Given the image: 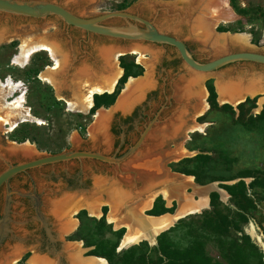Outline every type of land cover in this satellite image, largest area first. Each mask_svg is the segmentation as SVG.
<instances>
[{
  "label": "rangeland",
  "instance_id": "1",
  "mask_svg": "<svg viewBox=\"0 0 264 264\" xmlns=\"http://www.w3.org/2000/svg\"><path fill=\"white\" fill-rule=\"evenodd\" d=\"M45 1L57 3L80 17H92L111 11H124L147 20L152 19L158 30L182 41L191 57L200 63L227 52L248 51L264 55V0H234L236 8L244 10L241 14H237L227 0V5L232 10L234 18L227 24L217 23L210 27L211 32L208 34L211 36L210 39L201 37L197 33L198 30L195 31L197 35L191 34L192 25L196 22L197 17L199 19L202 16L200 9L203 0ZM12 21L17 23L14 35L10 40L5 38L0 43V79L10 76L12 80L21 83L20 88L24 91V106L33 116L41 119L43 124L36 126L31 123H22L11 131L0 130V145L3 144V141L24 143L35 148L37 154H54L73 149L98 150L100 153L108 154L112 151L111 142L114 139L118 143L115 151L120 148L117 151L121 154L134 141L135 132L145 126L152 116L159 122L151 127L147 139L157 138L160 134L164 138L173 132L170 127L177 125L176 119L180 118V114L186 113L193 104L192 97L184 92L188 86L186 80H189L190 76L186 75V69L182 62L178 58L171 61L164 48L150 45L149 52L153 55L142 54L141 61L137 60V55L131 54H124L114 59V65L121 71L116 79L114 91L112 90L114 95H109L111 91L106 93L108 97L96 99L101 104L91 114L67 111L65 101L70 99L69 94L83 92L80 81L87 74L92 76L93 80L98 79L107 71L106 67H103L105 60H109L107 64L113 63L107 56H110L113 51L114 42L102 37L85 36L79 31L65 28L51 18L37 22L0 14V30L6 28V25L8 27ZM118 23V20L109 19L102 24L116 26ZM47 34H52V37H48L47 41L57 47L59 43L62 45L59 50L64 57V64L59 67L54 78L56 88L61 84V87L57 89L43 82L39 77L48 72L47 69L51 65V59L46 52L36 51L30 54L25 65L21 68L10 65V58L17 52L19 41L34 40ZM235 34H244L246 36L245 43H234L232 36ZM104 52H106V57L103 55ZM68 55H71L72 60L75 59L73 64L71 62L67 64ZM125 69L129 75L123 83H120L119 78ZM153 72L156 75L154 79H152ZM127 78L150 85L143 92L141 90L137 94V90H135L134 94L132 93V98L138 95L137 100H134L135 104L142 100L145 92L154 90L155 81L158 79L157 90L149 97L145 111L141 113V118L135 124L133 122L131 129H121L123 131H120L115 138H112L108 133L109 120L105 122L103 129L97 128L89 133L93 123L92 115L100 108L107 111L114 106ZM220 79L224 82L243 84L258 79L262 84L257 93L244 97L235 105L220 104L216 100L214 88V83ZM198 86L204 92L201 99L206 108L199 115L194 116L193 121L202 125V128L199 131L186 134L180 142L186 153L175 158L171 156L165 163V167L168 172L178 175L181 180L189 179V182L195 187L215 185L216 190H210L204 208L195 214L177 220L167 229L158 232L152 242L139 240L118 249L125 229L123 227L113 228L105 221L107 212L105 205L99 206V215L97 216L87 215L84 209L76 210L73 213L67 211L62 214L58 213L73 199L101 197L105 194L106 189L117 188L119 189L117 192H120L118 194L128 196V192H124L126 188L119 186L118 180L113 179L114 166L77 160L76 162L69 161L41 167L29 171L26 177L21 178L20 182L15 179L11 180L4 190H0V221L5 224L0 239V264H2L3 258L13 255L14 251L19 255L23 252L14 239L17 234L20 236L25 234V229H21L25 225L24 223L37 227L35 222L38 221L42 227L38 209L37 212L35 206L32 209L33 212L24 209L17 198L29 199L32 195L33 197L39 196L45 203V207L40 212L46 217L51 232H56L59 228L64 229L67 224L74 223L72 227L65 228L66 230L58 237L61 243L60 252L64 255L65 264H69L75 256L95 257L102 260L101 264H108L104 256H95L89 253L96 250L99 253L107 254L112 247H114V253H119L139 244L152 249L156 247L157 237L167 230L169 232L166 240L174 248L200 249L202 255L207 257L210 262L225 264L224 255L241 245L239 258L243 260V264H264V104L259 101L264 98V66L249 62L231 63L205 76ZM208 86L212 89L213 106L209 104ZM161 88H164V97L167 98L165 103L162 102ZM62 91L65 92L64 96L60 94ZM59 99H63L64 103L57 101ZM179 99L183 104L175 103V100ZM90 101L92 107L93 96ZM238 104L240 105L238 106ZM223 105L229 108H222ZM113 115L118 120L125 116L119 110H114ZM174 119L176 123L173 122ZM162 129L165 130L163 133L160 132ZM122 141H124L123 144ZM168 143L167 148L174 149L170 145V141ZM194 156H200L198 162L185 161ZM137 165L134 163L131 167L143 168ZM180 170L191 171L193 175H184L179 172ZM75 180L81 182L78 184L81 189L72 191L64 189L68 181L70 184H74ZM175 180L177 178L162 180L152 185L146 192L136 194L130 200L123 202L119 205V208H122L121 212H118L119 215L121 216L125 212V206H132L149 194L153 195L150 208L152 205L161 206L171 212L175 208V199L171 198L169 206H166L165 201L156 192L164 184L175 182ZM231 186L236 188L234 191L237 194L236 198L226 191V188ZM9 188L15 189L14 192L19 194L13 193L10 196ZM183 190L184 193L194 197L192 188L189 186H183ZM218 191H221V194ZM210 193L216 195L215 211L225 219L220 225L223 229L216 226L217 229L214 232L206 227L204 220L206 216L203 217L205 214L211 215L209 214L211 211ZM240 193L244 195L243 199H239ZM145 210H141L144 216L156 217L146 214ZM98 220H102L104 227L97 223ZM119 230H121L120 234H118ZM89 236L92 237L89 238ZM40 237L38 232L35 240H31V243L37 247L39 245L37 240ZM10 242L12 243L10 244ZM32 257L34 256L30 255L23 262L16 264H31L30 258Z\"/></svg>",
  "mask_w": 264,
  "mask_h": 264
},
{
  "label": "bare ground",
  "instance_id": "2",
  "mask_svg": "<svg viewBox=\"0 0 264 264\" xmlns=\"http://www.w3.org/2000/svg\"><path fill=\"white\" fill-rule=\"evenodd\" d=\"M200 13H202V16L199 17V19L197 17L196 22L192 25L193 32L191 31V34L197 35V33H199L201 37H206V39L211 38V36L208 35L211 32L210 27H213L217 23L227 24L231 22L234 18L232 10L227 5V0H203ZM195 31H197L196 34ZM232 37V41L234 43H245L246 36L244 34H235ZM3 40L4 39L2 38V35H0V43ZM36 51L46 52L48 56L53 60V69L48 68V72L41 74L39 77L43 82L50 84L53 88H56L54 78L57 74V70L59 69V67L64 64V57L62 56L61 51L55 44L44 40L41 37L36 38L34 40H21L18 43L17 52L14 53L10 58V65L18 66L19 68L23 67L29 55ZM105 53L106 52L103 53L104 56H106ZM147 53L149 54V56L153 55L151 52H149V50H147ZM111 54L113 55L114 52H112ZM133 55H137V60L141 61L140 54L133 53ZM107 57H109V55ZM111 60L113 61V63L111 62L108 64L107 62L109 60H105V64L103 67H106L107 71H105L101 75V77L93 80V78L91 79L92 76H88L87 74V77L85 76L84 79L80 81V84H82L81 89H83V92L79 93L77 91L78 94L76 92L75 94L74 92L69 91L71 92V94H69L70 99L65 101L67 111L84 114L91 106L90 99L93 95L110 93L113 90L116 83V79L119 77L121 71L114 65V58ZM219 77L221 78V75ZM198 79H201V77L194 76L192 78L190 77V79L186 81L188 86L185 88L184 92L186 94L188 93L189 96L192 97L193 104L189 107L186 113L180 114V120H177V125L170 127V129L172 128L173 134L177 133L178 135L179 131L181 130V127L186 122V124H184L182 128L184 131L183 137L178 142H176V144H178L176 145V147H174V149H172V152L170 153L172 154V158H175L179 155H184L186 153L185 150L181 147L180 143L185 138L186 134L192 131H199L202 128V125H199L193 121V117L199 115L206 108L205 103L201 99L204 92L198 86ZM259 81L260 80L257 79L253 82L243 84L238 82H224L220 79V81H216L214 83V88L216 91V100L220 104L226 103L230 105H235L236 103L240 102L244 97L252 96L253 94L257 93V91L260 90L262 84L261 81ZM20 86L21 83L19 81L12 80L10 76H6L4 77V79H0V126H4V130L6 131H11L15 127H17V125L22 123H31L35 124L36 126H40L41 124H43L41 119L33 116L30 113L29 109L24 106V91L22 88H20ZM149 86L150 85H147L146 82H136L133 79H128V82L124 84V91L122 92L121 96L117 98L113 110H119L120 112H122L126 109H129L131 104L133 103L132 101L136 100V97L138 96L137 95L136 97L132 98V93L137 90L136 93L138 94L141 90L143 91ZM259 101L264 104V98H261ZM92 118L93 125H91V127L96 129H103L105 122L107 121L106 111L98 109L92 115ZM164 131V129L160 130V132L162 133ZM21 149H23L25 152L33 151V148L31 146L26 145L24 143L21 144ZM152 156L153 157L150 160L139 163L137 166L143 167L141 169L144 172L148 171L149 168L151 170L152 167H155V160L152 159L156 158L157 154H154ZM153 169L157 171V177L159 179L169 180L172 178H177L175 182L164 184V186H162V188H160L156 192V194L161 196L164 201H167L169 197L174 198L177 203L176 210L180 212L183 211L187 214L199 212L202 208L206 206L207 192H209L210 190H215L214 185H209L200 188L197 186L195 187L189 182V179L181 180L179 176H166V173L164 174V172L158 167ZM185 185L192 188L194 197H192L193 195L191 194L184 193L183 186ZM117 191V188L106 189L105 194L103 195L104 198L98 196L96 198L89 197L82 200L73 199L58 213L62 214L63 212L65 213V211L73 213L76 210L84 209L86 210L88 215L97 216L99 215V206L105 205L107 207L105 221L114 227H123L125 229L124 234L120 239L119 247H126L127 245L134 244L139 240H146L147 242H152L154 236L158 232L164 230L170 224V221L168 220L169 218H167L166 216L161 215L156 218H150L144 216L141 213V210L149 208L152 201V194L146 196L144 195L145 197L142 198V200L138 201L132 206H125V212L120 216L118 212L122 208H119V205L125 201L124 199L126 197L124 194H118L120 192ZM218 192L219 194H221V191ZM175 218L176 216L173 217L171 221L175 220ZM73 225L74 223H70L67 224L68 227L64 226V229L59 228L58 230L64 231L66 230L65 228H70V226L72 227ZM18 256L19 254L15 253L14 251L13 255H8L7 257L3 258L4 260L1 263L12 264L14 261L17 260ZM30 260L32 262L31 264H47L46 260L41 256H34L30 258ZM101 263L102 260L95 257L81 258L79 256L73 257L72 261L70 260L69 262V264Z\"/></svg>",
  "mask_w": 264,
  "mask_h": 264
},
{
  "label": "water",
  "instance_id": "3",
  "mask_svg": "<svg viewBox=\"0 0 264 264\" xmlns=\"http://www.w3.org/2000/svg\"><path fill=\"white\" fill-rule=\"evenodd\" d=\"M0 14L9 15L11 17L35 20L37 22L45 18H51L64 24L66 27L71 26L87 34L109 39L110 41L114 42L112 46V52H114V54H111L109 56V58L112 57L111 59H116L124 54H146L147 50H149L150 48V45L170 46L175 50L179 60L184 65L186 69V75L190 76L191 78L194 76L201 77V79H198V84L205 76H208L221 67L231 63L251 62L264 65V55L247 51L231 53L227 52L215 56L214 58L206 62H196L191 57L190 53L187 51L185 44L182 41H180L176 37L158 30V28L155 27L152 19L147 20L136 14H131L124 11H111L104 12L92 17H80L72 13L69 9H65L57 3L45 0H0ZM109 19L120 20L124 23V25L108 26L102 24L104 21ZM16 24V22L12 21L8 27L6 25V28L0 30V35H2L3 39L8 38V40H10L12 38V36L14 35V31L17 28ZM137 25H140L141 27ZM40 37L44 40H48L47 38L52 37V34H47ZM128 79L132 78H127L125 84L128 82ZM123 91L124 84L122 86V89L120 90V94L118 97L121 96ZM135 101H132L133 103L131 104L129 109L119 112L123 115L128 114L134 106ZM175 101L177 105L183 104L181 99ZM113 107L111 109H108L107 111L103 108H100L101 110L106 111L107 120H109L113 115ZM153 120L154 119L143 126V129L139 132L138 136L134 139L131 145H129L125 149V151L117 157L107 156L98 152L90 151H66L51 155H40L37 154L34 149L32 152H25L23 149H21V144L23 143L17 144L3 141V144L0 145V165L3 166V169L0 171V186L4 185L6 187L8 180L12 176L28 169L57 162H65L73 159H92L101 163H105L107 165L114 166L115 169L112 172L113 179L115 178L118 180L117 184H119V186L126 188V191L124 192H128L129 195L126 196L124 200L128 201L130 200V198L136 196V194H142L143 192L149 190L152 185L162 181V179H159L157 177V171H155L153 168L158 167L164 172V174L166 173V176H178L168 172L167 168L165 167V163L172 156V154H170L172 150L167 147L169 146V141L170 145L176 147V142H178L183 137L184 131L182 128L184 124H186V122H183L184 124L181 127L178 135L177 133L173 134L172 132L164 138L159 135L160 137L158 136L157 138L151 140L147 139V134L151 129ZM176 120L174 119L173 122L176 123ZM0 130L5 131L4 126H0ZM94 130H96V128L91 127L89 133L93 132ZM154 154H157V157L152 159L155 160V167H152L151 170L149 168L148 171L144 172L140 168H131V165L134 163L139 164L144 161L150 160L153 157L152 155ZM10 160H15L16 162L14 164H11ZM214 188L216 190L215 185ZM209 192H207V195ZM13 193L19 194L17 192ZM101 198H104L103 195L101 196ZM171 198L172 197H169L167 201L165 200L166 206H169V203L171 202L169 200ZM34 201L35 210L37 212L38 203L35 198ZM149 209L150 207L145 211ZM176 209L177 203L175 201V208L170 213L162 214V216H166L167 218H169L168 220L170 221V224L165 229L170 227L177 220L187 215L196 213L195 212L187 214ZM175 216V220L171 221V219ZM112 227L117 228L114 226ZM4 228L5 224L0 221V239L4 232ZM62 232L63 231L60 232L59 230H57L55 232L56 236L59 237L60 233ZM121 248L122 247H118V249Z\"/></svg>",
  "mask_w": 264,
  "mask_h": 264
},
{
  "label": "flooded vegetation",
  "instance_id": "4",
  "mask_svg": "<svg viewBox=\"0 0 264 264\" xmlns=\"http://www.w3.org/2000/svg\"><path fill=\"white\" fill-rule=\"evenodd\" d=\"M118 22L119 23L116 24V25H124V23L122 21L118 20ZM57 23L62 24V23H60L58 21H57ZM62 25L65 28H71V29H73L75 31H79V32H81L85 36L86 35H91V34H87L85 32H82V31H80L78 29H75V28H73L71 26H67L66 27L64 24H62ZM137 26L141 27L140 25H137ZM92 36H94V35H92ZM99 38H101V37H99ZM158 46L164 48V50H166L168 52V55H169L171 61H174L175 59L178 58L175 50L172 47L167 46V45H158ZM61 48H62V45L59 43L58 44V49H61ZM252 53H255V52H252ZM66 62H67V64L69 62H71V64H73L75 62V59L72 60L71 59V55H68V58H67V61ZM237 63H244V62H237ZM249 63H251V62H249ZM253 64L261 65V64H257V63H253ZM52 65H53V60L51 59V65L48 68L49 69L52 68ZM262 66H264V65H262ZM154 69H156L155 66H154ZM154 78H156V75L153 72L152 79H154ZM162 84L164 85V83H162ZM60 85L61 84H59L58 87H61ZM157 85H158V79H156V81H155L154 90L153 91L150 90L148 92H145L143 94V96H142V100L140 102H138L137 104H135L132 107L131 111L128 114H126L123 119L118 120V119L115 118L116 117L115 115H112L111 116V118L109 119V122H108V128H107V130H108V133L110 134V136L112 138H115V136H117V134L120 131L122 132L123 130L131 129L132 126H133V122L135 124V122L141 118V113L145 111L146 103H147L149 97L152 96L155 93V91L157 90ZM161 91H162V96H163L162 102L165 103V101H167V98L164 97V88H161ZM60 94L64 96L65 92L62 91ZM57 101H61L62 103H64V100L63 99H59ZM90 108H91V106H90ZM152 119H154V120H153V123L151 124V127L154 124H156V123L159 122V121H157L158 119H156L153 116L150 118L149 121H151ZM121 129H123V130H121ZM142 129H143V127L139 131H136L135 132L134 139L138 136L139 132ZM123 142L124 141H122V144H123ZM117 145H118L117 141H115L113 139V141L111 142V149H112V151L110 153H108V154L100 153L98 150L91 151V150H87V149H73V150H70V151H90V152H98V153L103 154V155L117 157V156L120 155V153H118V151H117L120 148H118L115 151ZM33 149L35 150V148H33ZM54 154H56V153H54ZM40 155H51V154H40ZM80 160H84V161H88V162H94V163H97V164H100V165H107L105 163H101L99 161L92 160V159H80ZM69 161L76 162L77 159H73V160H69ZM69 161L57 162V163H53V164L42 165L40 167H36V168H32V169L25 170L23 172L17 173L14 176H12L8 180V183L11 180H13V179H15V180H17V181L20 182L21 181V178L22 177H26L27 174H28V172L31 171V170H36V169H39L41 167L53 166V165L59 164V163H66V162H69ZM15 162H16L15 160H10V163L11 164H14ZM2 169H3V166L0 165V171ZM73 183L74 184H72V183L70 184L69 181H68V184L65 186L64 189H66L68 191H72V190H76V189L77 190L78 189H81L80 187H78V184H81L80 181L78 182V180H75ZM83 184H84V182H83ZM4 187H5L4 185H1L0 186V190L1 189L4 190ZM81 187H82V185H81ZM19 188L22 189V187H19ZM8 191L11 194L10 196H12L13 192L16 191V190L15 189H10ZM17 198H19L20 205H22L24 209H26V210L28 209V210H31V211H32V209L35 206L34 198L36 199V201L38 203L37 209H38V212H39V215H40V218L39 219L42 220V227L39 225L38 221L35 222L36 225H37V227L36 226H33V225H30L28 223H24L25 225H23L21 229L22 230L25 229V234H23V236H20L19 234H17V236L14 239V242H16L17 244H19L18 246L20 247V249L23 252L21 253V255H19V258L15 262H13L12 264H16L18 262H23L30 255L36 256V257H39V256L43 257L46 260V263L47 264H65L64 263V258H63L64 255L60 252L61 243L58 240V237L56 236V233L50 231L49 226L47 224L46 217L42 214V212H40V210L42 211L43 208L45 207V203L41 200V198L39 196L38 197H33V195H32L31 198H29V199L28 198H21V197H17ZM38 232L41 235V237H40V239L37 240V243H39V245L36 247V246H34V244L31 243V240H35V236H36V234ZM11 243L12 242H10V244Z\"/></svg>",
  "mask_w": 264,
  "mask_h": 264
},
{
  "label": "trees",
  "instance_id": "5",
  "mask_svg": "<svg viewBox=\"0 0 264 264\" xmlns=\"http://www.w3.org/2000/svg\"><path fill=\"white\" fill-rule=\"evenodd\" d=\"M231 7L234 9V11L237 14L243 13V9H237L234 3V0H228ZM129 75V73L125 70H123L122 76L119 78V82L123 83L125 78ZM114 91V90H113ZM111 92L109 95H114V92ZM208 91V100L209 104L213 106V93L210 86L207 88ZM108 97V94L102 93L100 95H93V106L89 109L88 113L91 114L92 111L101 103L97 102L96 99L98 98H104ZM240 104H238L239 106ZM237 106V107H238ZM222 108H229L226 105L221 106ZM200 156H194L191 159H187L185 161L190 162H198ZM180 173L184 175H193V172L186 171V170H180ZM236 190L235 186L227 187L226 191L229 195L234 196L236 198L237 194L234 193ZM244 195L242 193L239 194V199H243ZM216 195L215 193L209 194V206L211 207V211H209L211 215H203L205 217L206 221V227L211 231H216L217 227L219 226V229H223L221 224L224 222V218L222 216H219V213L215 211V202ZM170 213L169 210L163 209L161 206L157 207L155 205H152V207L146 211V214L157 216L162 213ZM98 224H101L104 227V224L102 220L97 221ZM220 231V230H219ZM169 230H167L165 233L160 234L157 237L156 241V247L152 249H148L145 245L139 244L133 247L128 248L127 250L119 253H114V247L110 249V251L107 254L99 253L96 250H93L89 254L91 255H99L104 256L108 264H219L216 262H210L207 257L205 258L200 249L196 248H174L169 242L166 240V236L168 234ZM221 232V231H220ZM121 233V230L118 231V234ZM92 236H89V238ZM89 243V242H87ZM85 243V244H87ZM241 245H238L236 249L233 251L227 253L224 255L226 261L225 264H232L237 262L238 264H243V260L239 258V255L241 254Z\"/></svg>",
  "mask_w": 264,
  "mask_h": 264
}]
</instances>
